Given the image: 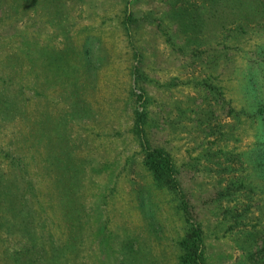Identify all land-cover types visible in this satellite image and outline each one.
<instances>
[{"label":"rangeland","instance_id":"1","mask_svg":"<svg viewBox=\"0 0 264 264\" xmlns=\"http://www.w3.org/2000/svg\"><path fill=\"white\" fill-rule=\"evenodd\" d=\"M201 6L194 0H0V195L12 199L11 179L23 170L42 204L40 219L58 218L53 161L66 159L81 174L76 201L88 263L120 264L131 241L137 264H180L178 243L190 226L200 229L205 264L249 263L240 247L264 196L244 198L226 188L239 186L250 171L256 183L253 151L264 128L247 116L253 98L264 93L255 55L264 32L198 47L179 13ZM126 16L132 22L125 26ZM64 52L69 68L55 71L49 62ZM136 112L140 135L133 133ZM51 127L55 132L46 133ZM146 148L169 155L181 196L154 185L143 164ZM233 214L248 226L236 225ZM56 217L43 228L62 241L65 228ZM1 239L0 231V264H10L2 260L9 241Z\"/></svg>","mask_w":264,"mask_h":264},{"label":"trees","instance_id":"2","mask_svg":"<svg viewBox=\"0 0 264 264\" xmlns=\"http://www.w3.org/2000/svg\"><path fill=\"white\" fill-rule=\"evenodd\" d=\"M20 1L22 0H16V2ZM23 1L27 3V0ZM35 1L33 0V2ZM194 1H200L202 6L193 8L188 15L179 13V17L188 20L187 24L183 26L187 27L184 31L188 32L194 38V44H197L198 47L204 45L207 40L211 41L214 38H221L222 43H225V39L229 38L236 44L247 35L259 33L260 30L264 32V0ZM201 20H206L207 24L202 23ZM131 22L132 20L126 16L122 23L126 26ZM157 28L159 29V27ZM259 49V52L255 53V55L258 58V67L264 70V46ZM29 50L26 46V49L22 52L28 53ZM65 52L68 53V51ZM65 52L58 54V59L53 58L49 62V65L53 66L55 71H65V68H69L68 63L64 60L66 56ZM252 56L250 55L247 61H250ZM247 76L251 75L248 74ZM247 86L253 96L255 90L251 85L250 79H248ZM253 102L256 104L255 110L247 117H250L253 123L258 122L264 128V93L261 98H253ZM225 104L227 105L229 103L227 102ZM211 113H213L212 110H210ZM233 113L234 111L231 110L228 112L230 115ZM135 114L133 133L140 135L139 133L141 131L139 126L142 114L138 112ZM234 117L238 118L239 113H234ZM204 120L205 123H210L208 121L209 114H205ZM52 132H55V129L51 127L46 133ZM261 132L262 136H260L261 138L256 143V148L253 151V174L256 183L253 182L251 174H249L250 171L248 172L249 181L248 175H244V178L239 181V186L234 187L236 185L232 184L226 188L228 192L229 188H234L235 192L242 191L241 196L244 198L257 193L260 196H264V131ZM144 153L143 164L145 169L150 172L154 185L164 191L167 190L175 198H177L176 196H181L176 179L177 172L169 155L162 149L146 148ZM52 156L50 153L48 158L51 159ZM239 156L240 154L236 155V159ZM53 162L55 169L56 166L59 168L57 169L59 178L54 184L56 188V204L59 203V208L57 210L58 218L53 214V217L46 218L47 222L40 219L41 216L39 214H42L40 213L42 204L39 203L37 205L40 201L35 198V190L29 177L25 179L24 172L20 169H18V174L13 179L8 174L7 179H11V188L15 192L12 194L11 200H3V195H0V201H2L0 203V210L3 209L9 214L8 219L5 220H2L4 213L0 216V231L3 243L9 241L10 244V250L3 248L2 260L10 264H92L88 263L89 258H91V250L87 249L89 256L88 260L84 261L83 257L86 256L87 252H84L81 246V231L84 228V222L81 220L83 213L79 210L80 207L76 201L77 190L81 184L80 171L72 170L66 159L64 165L60 163L63 167L60 164L56 165L55 161ZM57 162L59 163V161ZM236 162L240 164V160ZM18 163L16 160L11 161L12 167H16ZM66 164L69 165L68 169L66 168L68 167ZM3 178L4 175L0 176V185L4 182ZM21 183L26 185V191L23 190V184ZM25 194L27 195L26 197ZM51 199L48 196V200L46 201L48 205ZM4 203L6 204L5 207H3ZM180 207L184 212L186 210L185 202L181 203ZM245 211H248V208ZM55 217L62 229L64 230L65 228L64 232L66 236L62 241L59 239L60 237L57 239L51 234H47L43 228L45 223L51 224L54 222ZM182 217L187 219L185 215ZM240 217L241 214L239 216L233 214L232 218L235 224L248 226L244 222L237 221ZM186 222L188 223V220ZM247 224H251V230L245 235V241L240 247V251L242 254H246V260L249 263L239 264H264V209H259L256 217L250 218ZM100 229L102 228L100 227ZM4 234L9 239H5ZM100 242L101 244L106 242V235L104 233L100 235ZM16 247L18 248L16 249ZM131 247L132 242L126 241L123 246L125 249V252H123V260L120 261V264L138 263V257L135 258ZM178 248L180 264H205L200 229L190 226L185 236L179 241ZM253 248L255 249L254 251ZM135 260L136 262H134Z\"/></svg>","mask_w":264,"mask_h":264}]
</instances>
